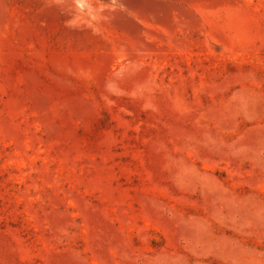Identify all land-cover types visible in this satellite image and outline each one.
Returning <instances> with one entry per match:
<instances>
[{
    "label": "rangeland",
    "instance_id": "obj_1",
    "mask_svg": "<svg viewBox=\"0 0 264 264\" xmlns=\"http://www.w3.org/2000/svg\"><path fill=\"white\" fill-rule=\"evenodd\" d=\"M0 264H264V0H0Z\"/></svg>",
    "mask_w": 264,
    "mask_h": 264
}]
</instances>
